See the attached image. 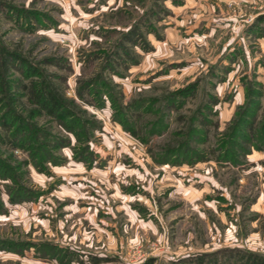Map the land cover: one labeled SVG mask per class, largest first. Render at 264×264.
<instances>
[{"label": "rangeland", "instance_id": "rangeland-1", "mask_svg": "<svg viewBox=\"0 0 264 264\" xmlns=\"http://www.w3.org/2000/svg\"><path fill=\"white\" fill-rule=\"evenodd\" d=\"M42 77L71 115L33 100L23 85ZM250 253L264 256V0H0V264Z\"/></svg>", "mask_w": 264, "mask_h": 264}, {"label": "trees", "instance_id": "trees-1", "mask_svg": "<svg viewBox=\"0 0 264 264\" xmlns=\"http://www.w3.org/2000/svg\"><path fill=\"white\" fill-rule=\"evenodd\" d=\"M31 75H41L38 69L30 66ZM28 89L33 100L45 109L49 114L63 113L71 115V111L67 109L64 98L58 90L52 88L49 82L43 77L37 81L31 79L30 85H23ZM249 264H264V256L258 253H250L247 259Z\"/></svg>", "mask_w": 264, "mask_h": 264}]
</instances>
